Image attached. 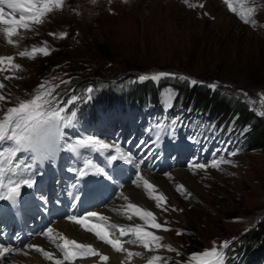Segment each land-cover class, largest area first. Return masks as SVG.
Segmentation results:
<instances>
[{
  "label": "rangeland",
  "instance_id": "1",
  "mask_svg": "<svg viewBox=\"0 0 264 264\" xmlns=\"http://www.w3.org/2000/svg\"><path fill=\"white\" fill-rule=\"evenodd\" d=\"M154 2L66 0L63 10L49 14L34 31L21 30L23 38L18 47L9 46L13 48L10 55L22 66V71L5 64L4 71L0 72V83L5 88L0 89V93L23 98L48 81V86L55 88L53 95L57 100L65 95L71 99L75 92L82 91L86 93L85 97L92 94L87 89H93V85H101L100 88L104 89L103 83L107 82V93L111 97L102 104L104 113L130 111L123 112L125 118L126 114L153 117L161 124H171V128L177 121L184 138L196 140L197 136L196 149L190 148L196 156L189 157L181 168L194 179L193 185L171 179L176 170L160 175L150 173V177L166 180L172 193L176 194L177 206L170 205L167 211L156 208L162 220L160 223L171 230L165 232L140 223L145 230L164 237L162 244H171L176 249L160 248L147 255L161 256L160 264L164 261L189 264L191 254L210 249L213 241L218 244L225 240L235 241L264 220V149L248 147V127H238L237 114H233L224 125L210 113L209 107L195 105L194 94L186 102L183 88L177 94L170 86L173 76L162 77L166 79L160 78L162 80L156 83L153 80L139 82L137 78L155 72L174 73L176 78L187 76L195 79L197 84H216V91L245 102L255 114L264 110L260 99L264 94V0H255L254 3L252 0H232L236 12L230 11L223 0H208L202 8H189L183 0H170L168 6L164 2ZM189 2L195 4L193 0ZM249 7L256 9L252 17L255 26L244 23L237 15V12L246 13ZM61 32L67 33L63 39L58 38ZM44 42L52 50L48 56L37 54L35 59H29L17 55L25 48L42 47ZM98 49L110 53V62L98 59L101 51ZM59 51H65L70 60L47 61ZM127 66L132 72L124 70ZM95 70L100 74H93ZM126 73L133 75L124 76ZM88 76H94L97 81L82 87L79 85L76 89L72 87L76 80ZM157 101L162 109L171 105L193 114L187 117L180 112L163 113L158 117V109L150 106L156 105ZM137 105L144 110L150 106V111L143 116L134 109ZM92 114V109L87 110L83 120L89 121ZM187 121L194 124L186 125ZM76 129L77 126L69 132L63 129V138L71 136ZM221 158L232 163H222L219 170L189 167L190 163L210 164L213 159ZM150 177L145 178L153 184ZM177 185H183L184 194L176 190ZM127 194L124 195L128 202L144 205L145 200L140 195L135 197V193L129 191ZM116 205L117 210L124 211L122 219L125 222L139 223L138 219H126L127 209L123 203ZM177 230L182 234L177 235Z\"/></svg>",
  "mask_w": 264,
  "mask_h": 264
},
{
  "label": "snow or ice",
  "instance_id": "2",
  "mask_svg": "<svg viewBox=\"0 0 264 264\" xmlns=\"http://www.w3.org/2000/svg\"><path fill=\"white\" fill-rule=\"evenodd\" d=\"M91 2L95 3L96 0H91ZM252 2L254 3L255 0H252ZM183 3L189 8L204 7L203 4L196 5L190 3L189 0H183ZM223 3L228 6L230 11L236 12L232 0H223ZM65 5L66 0H0V40L13 48L18 47L20 39L23 38L21 30L34 31L36 26L45 22L49 14L63 10ZM5 6L10 11L6 12ZM255 10L254 7H249L246 13L237 12V15L244 23L255 26L256 22L252 18ZM49 35L56 36L55 33H49ZM66 36L67 33L61 32L58 38L63 39ZM51 51L44 42L42 47L33 46L30 50L25 48L19 51L17 55L21 58L35 59L37 54L48 56ZM14 59L13 55H0V72L4 71L5 64L11 69L22 71V66L15 63ZM175 75L169 72H155L141 74L137 79L139 82L156 81L162 77H175ZM178 78L188 81L192 85L198 83L195 79H190L187 76L181 75ZM5 79H9V77H5ZM48 85V81L42 82L31 95L23 98L0 93V145H6L0 149V201H7L15 205L22 195V187L30 189L34 185L31 178L12 179L9 177V174L11 176L20 175L21 168L27 170L31 167L26 162L24 164L19 162V154L32 153L34 154L33 159L39 158L37 154L41 148L59 145V142L63 139V129L69 127L75 118V112H72L70 116L65 114L66 107L53 95L55 88ZM207 87L215 90L217 85L213 83L207 85ZM4 88L5 85L0 83V89ZM87 92L92 93L93 89L89 88ZM76 99V96H72L66 103L72 104ZM260 99L261 104L264 105V94H261ZM249 103L253 102L249 101ZM6 104L10 106L6 107ZM257 115L264 116V110L257 111ZM82 149L108 153L110 164L118 160H130V156L126 155L119 145H109L94 135L77 137L74 142L67 144V150L70 152H77ZM113 152L115 154H112ZM230 155H235V153H230ZM222 163L231 164L232 161L224 158L213 159L210 164L190 163L189 167L203 170L211 167L219 170ZM86 174L84 171L81 172V176ZM97 174L108 175L102 169H97ZM136 176L137 180L143 182L147 197L155 201L156 208L167 211L168 198L160 193L156 186L139 172ZM133 183L137 184V181L134 180ZM137 186L140 185L137 184ZM176 190L181 194L186 191L183 185H177ZM154 193L156 194L154 195ZM188 195L191 194L188 193ZM123 198L126 201L128 200V197ZM125 207L127 209L126 219L131 221L134 217H138L140 221L150 225L151 228L162 229L165 232L171 230L158 223L157 216L147 207L132 202H128ZM172 210L177 211L175 208H172ZM93 218L96 222H93ZM67 219L79 225L84 232L92 233L97 241L109 246L115 253L125 254L121 264H133L134 258L144 259L145 264H160L163 260L161 256L145 255V253H153L160 248L176 251L171 244L161 243L164 237L145 230L140 223L129 226L110 223L108 216L95 211H88L79 216L69 215ZM116 232L119 235L116 238H111ZM53 233L54 229L48 228L41 235L54 244L56 252L47 251L36 244H28L25 247L39 253L45 260L51 261L52 264H65V262L74 264L77 260H86L92 257L98 258L100 264H109L110 257L92 243L78 242L76 239H70L61 233H55L54 236ZM180 234L182 233L177 230V235ZM126 237L127 239H125ZM57 239L61 243H56ZM231 243L229 240L219 242V244L213 241L210 249L191 254L188 258L189 264H225V250L230 249ZM125 245L140 247L144 251H134ZM17 251L19 250L0 244V258ZM24 254L27 255L28 253L25 252ZM176 254L180 255L179 252ZM93 264H96V262L94 261ZM164 264H166V261H164Z\"/></svg>",
  "mask_w": 264,
  "mask_h": 264
},
{
  "label": "trees",
  "instance_id": "3",
  "mask_svg": "<svg viewBox=\"0 0 264 264\" xmlns=\"http://www.w3.org/2000/svg\"><path fill=\"white\" fill-rule=\"evenodd\" d=\"M101 50L98 59L101 61L111 60V55L106 49ZM92 58V57H91ZM63 59V61L70 60L67 53L58 52L47 61L53 62ZM97 60V59H96ZM93 61L92 63L96 62ZM73 61V60H71ZM126 71H131L132 68H125ZM123 70V72H125ZM132 72V71H131ZM93 74L98 75L100 72L94 71ZM124 76H131L133 73L123 74ZM166 79V78H162ZM161 79V80H162ZM170 86L175 88L177 94L183 88L186 102L194 94L195 105L201 107H209L210 113H213L215 118L219 121H226V118L235 116V121L239 128L248 127L246 130V139L248 147L251 149H264V117L255 114L245 102L240 101L236 97L229 96L222 91L213 90L204 84L188 85L184 80L172 77ZM77 81V82H76ZM72 87L78 88L79 85L84 86L87 83L95 82L97 79L94 76H88L81 80H76ZM94 86V85H93ZM222 93L221 95L218 94ZM82 91L78 92L81 94ZM176 94V95H177ZM227 260L230 262L239 261L241 258L243 264H259L264 261V220L257 222L251 229L243 234L242 237L232 241L230 249L225 250Z\"/></svg>",
  "mask_w": 264,
  "mask_h": 264
},
{
  "label": "bare ground",
  "instance_id": "4",
  "mask_svg": "<svg viewBox=\"0 0 264 264\" xmlns=\"http://www.w3.org/2000/svg\"><path fill=\"white\" fill-rule=\"evenodd\" d=\"M134 1L136 2L138 0H134ZM149 1H151V3H153L154 1H157V4L158 3L161 4L164 2V3H166L167 6L170 5V0H149ZM193 1L195 2V4L199 5V4H205L208 0H193ZM233 1H235V0H233ZM136 9H138V8H136ZM145 14H146V12H144L142 14V16L144 17ZM19 43L21 44V42H19ZM12 49L4 41L0 40V55H4V54L10 55L12 52ZM47 148L49 150V153L55 152V145H52L51 147H47ZM143 176L149 178L151 175H150V173H144ZM170 178L173 180H176V182L179 181L181 183H187L189 186L193 185L191 182H194V179L191 176H188V174L185 171H182V169H177L174 172V174L170 176ZM150 179L153 181V184L156 186L158 191L160 193H163L168 198L167 199L168 200L167 207H170V205L177 206V205H175L176 198H177L176 194L174 195L172 193V191L170 190L169 183L164 179H162V180L156 179V177H150ZM171 183H172V181H171ZM123 191H124V194H126V195H128L127 194L128 191L135 193V195H133L135 197H139V195H140L145 200L143 206L147 207L149 210L154 212V214L157 216V222L158 223L162 222L161 217L158 213L159 211L156 209L155 201L151 202L149 200V198L145 194V191L142 187L126 186L123 188ZM30 200H34V197L33 196L30 197ZM116 203H119V204L123 203L124 204V202H122V200L116 201ZM117 208H118V206L116 205V209ZM112 214H113V212H110V216ZM134 219H138L139 223H144L143 221H140L138 217H134ZM121 220H123V219L121 218ZM144 225H148V224L144 223ZM148 226H150V225H148ZM53 229L55 232H60L61 234L65 235L66 237H73V238L77 239L78 241H82V242H86V243H92V244L96 245L101 252L107 254L110 257L109 264H121V260L124 259L125 254L115 253L109 247H107L106 245H104L102 243H99L91 234L84 232L83 230H81L79 228V226H77L75 224H72L70 222H65V221H59V222H56ZM38 241H42V240L38 239ZM129 248L132 249V246L129 245ZM140 250H142V249H140ZM145 255H147V254L145 253ZM3 258H0V264H2ZM14 260L19 261L20 264H52V263L48 262L47 260L42 259L40 256L35 255V254H29L28 256H26L24 258H18L17 256H14ZM77 261H81V260H77ZM94 261H97L96 257H92L91 259L83 260L84 264L86 262L92 263ZM4 264H6V263H4ZM133 264H145V260L142 258H134Z\"/></svg>",
  "mask_w": 264,
  "mask_h": 264
}]
</instances>
